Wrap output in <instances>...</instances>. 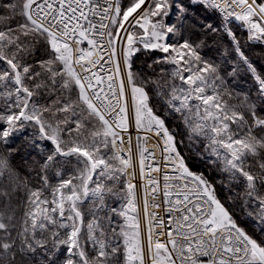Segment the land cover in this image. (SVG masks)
I'll return each mask as SVG.
<instances>
[{"label":"snow or ice","instance_id":"obj_1","mask_svg":"<svg viewBox=\"0 0 264 264\" xmlns=\"http://www.w3.org/2000/svg\"><path fill=\"white\" fill-rule=\"evenodd\" d=\"M4 8L0 264H264V0ZM26 127L34 184L9 146Z\"/></svg>","mask_w":264,"mask_h":264},{"label":"trees","instance_id":"obj_2","mask_svg":"<svg viewBox=\"0 0 264 264\" xmlns=\"http://www.w3.org/2000/svg\"><path fill=\"white\" fill-rule=\"evenodd\" d=\"M182 3H186L187 0H181ZM6 3H18V0H0V17H5V19L0 20V29L5 27L11 26L15 27L18 23L23 21V17L12 13L10 10L4 8V4ZM175 11V9H173ZM8 17H12L9 19ZM170 21H174L175 17L170 16ZM190 37L194 41H198L199 39L203 38L202 33L190 34ZM206 45L202 51V55L205 56L207 59L217 60L219 61L224 57L225 49H230V45L228 42L227 37L219 36V37H207ZM163 54L158 51H146L142 53H138L137 56L139 57L136 60V68L137 70H143L147 74H152V70L148 69L146 66L150 64L153 60L159 58ZM232 53L229 50L228 58L231 59ZM253 59L256 60L257 65L262 62L256 56H253ZM154 67H156L154 65ZM163 67H170L168 65H163ZM245 80L249 81L248 87H251V77L241 73L240 79L237 81L233 87H236L237 91L244 90L243 83ZM33 129L31 127H26L21 133L14 134L13 137H10L12 143L9 145L10 147L17 149L14 153V163L18 166L21 171V175L27 177L30 183H36V170H38V163H42V157L39 155L37 150L30 147L28 141L25 139L26 137H30ZM46 144L48 142H45ZM53 183H56L53 180Z\"/></svg>","mask_w":264,"mask_h":264},{"label":"built area","instance_id":"obj_3","mask_svg":"<svg viewBox=\"0 0 264 264\" xmlns=\"http://www.w3.org/2000/svg\"><path fill=\"white\" fill-rule=\"evenodd\" d=\"M135 182V181H133ZM141 221H142V227H143V213L141 212Z\"/></svg>","mask_w":264,"mask_h":264},{"label":"rangeland","instance_id":"obj_4","mask_svg":"<svg viewBox=\"0 0 264 264\" xmlns=\"http://www.w3.org/2000/svg\"><path fill=\"white\" fill-rule=\"evenodd\" d=\"M167 20H168V21H170V20H171V18L169 19V17H168V18H167Z\"/></svg>","mask_w":264,"mask_h":264}]
</instances>
